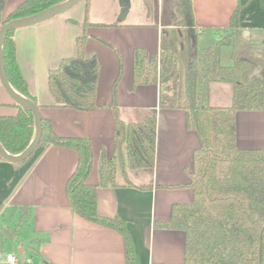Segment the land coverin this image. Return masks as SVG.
I'll return each instance as SVG.
<instances>
[{"label": "crops", "instance_id": "obj_1", "mask_svg": "<svg viewBox=\"0 0 264 264\" xmlns=\"http://www.w3.org/2000/svg\"><path fill=\"white\" fill-rule=\"evenodd\" d=\"M23 1L6 0L2 19ZM236 6L250 40L264 41V0H192L195 31L177 25L175 0H128L124 13L120 0H83L56 16L14 30L16 59L41 116L57 135L90 140L92 167L87 181L98 185L97 212L124 222L139 264H184L185 232L162 224L170 221L174 205L194 199L189 174L200 139L186 127L184 109L158 106L157 83L134 85L133 51L143 48L149 60L159 55L164 44L176 50L178 63L182 62L188 48L214 44L216 37L209 29L226 27ZM85 19L91 24L85 29V52L98 61L96 106L86 111L55 107L48 72L76 54L75 38L84 31ZM184 33L188 39L182 38ZM120 59L119 116L131 122L156 114L154 164L132 169L123 153L115 182L100 185L102 155L111 158L115 152L110 102ZM232 89L229 81L211 82L209 103L229 105ZM0 104L1 115L17 113L1 84ZM235 134L239 148H264V110L236 111ZM77 161L74 149L58 145L37 147L28 161L16 165L0 158V221L9 226L21 221L19 238L6 241L0 249V264H8L5 255L13 248L20 254L15 255L18 264H126L119 230L80 216L68 202L66 182ZM18 207L26 210L20 212ZM7 216L15 221L8 223Z\"/></svg>", "mask_w": 264, "mask_h": 264}, {"label": "trees", "instance_id": "obj_2", "mask_svg": "<svg viewBox=\"0 0 264 264\" xmlns=\"http://www.w3.org/2000/svg\"><path fill=\"white\" fill-rule=\"evenodd\" d=\"M62 1L24 0L2 19L6 0H0V24ZM176 1L177 25L195 31L192 0ZM239 11V6L233 9L226 27L209 29L216 37L213 45L187 49L183 55V87L178 84V54L172 47L163 44L159 55L149 60L143 48L133 51L134 85L157 83L158 106L184 109L186 127L196 131L200 139L189 174L194 199L174 205L170 221L162 224L185 232L184 264H264V148H239L235 134L236 111L264 110V41L254 42L244 35ZM89 25L85 19L84 31L75 38L76 54L63 58L48 72L55 107L86 111L96 106L98 61L85 52V29ZM14 30L7 32L2 44L6 77L18 93L40 107L20 71L12 38ZM222 46L230 49V64L221 61ZM122 69L120 59L110 102L114 112L115 152L111 158L102 155L100 185L115 182L123 153L132 169L151 168L154 164L156 114L151 112L140 121L126 122L120 118L116 88ZM222 81L232 83L231 103L212 105L208 101L210 83ZM15 106L18 108L15 115L0 114V144L11 154L21 152L33 135L32 114L16 103ZM48 145L71 148L78 154L76 167L66 182L71 208L90 221L117 228L123 238L126 264H139L124 222L97 212L98 185L87 181L92 167L90 140L57 135L49 120L42 117L37 147ZM23 162L26 160L20 163ZM18 210L23 212L26 207ZM20 222L9 226L0 221V249L6 241L19 238Z\"/></svg>", "mask_w": 264, "mask_h": 264}, {"label": "water", "instance_id": "obj_3", "mask_svg": "<svg viewBox=\"0 0 264 264\" xmlns=\"http://www.w3.org/2000/svg\"><path fill=\"white\" fill-rule=\"evenodd\" d=\"M81 1L83 0H64L39 12L10 19L0 27V84L7 95L13 100V102L30 111L33 117V135L29 144L21 152L17 154H11L0 144V157L4 160L12 162L15 165L24 160L28 161L37 148L42 133V116L36 102L18 93L10 85L5 71V59L2 48L3 40L7 32L10 30L42 22L72 8ZM120 5L122 6L121 13H124L126 7L128 6V0H120ZM244 35L248 36V32L244 31Z\"/></svg>", "mask_w": 264, "mask_h": 264}, {"label": "rangeland", "instance_id": "obj_4", "mask_svg": "<svg viewBox=\"0 0 264 264\" xmlns=\"http://www.w3.org/2000/svg\"><path fill=\"white\" fill-rule=\"evenodd\" d=\"M176 1V0H175ZM176 3H177V1H176ZM177 8H178V4H177ZM182 30H184V29H182ZM175 31V29H172V33ZM186 33H184V35H183V37L182 38H187L186 37ZM174 36H175V39H176V42H175V45H177L176 47H178V37L174 34ZM190 36H192V34L190 35ZM188 39V38H187ZM229 51H230V49H229V47L228 46H222L221 47V61H222V63H225V64H230L231 63V61H230V57H229ZM181 60H182V62H183V57H181ZM182 62H179V67H178V84H179V86L180 87H183L184 86V82H183V63ZM12 221H13V219H11L9 216H7V222L8 223H12ZM14 221H15V219H14ZM13 221V222H14ZM12 253L14 254V256L16 255H20L16 250H15V248H13L12 249Z\"/></svg>", "mask_w": 264, "mask_h": 264}, {"label": "built area", "instance_id": "obj_5", "mask_svg": "<svg viewBox=\"0 0 264 264\" xmlns=\"http://www.w3.org/2000/svg\"><path fill=\"white\" fill-rule=\"evenodd\" d=\"M5 260L8 264H18L17 258L14 256L13 253H7L5 255Z\"/></svg>", "mask_w": 264, "mask_h": 264}]
</instances>
